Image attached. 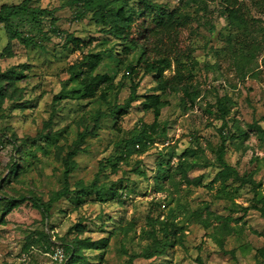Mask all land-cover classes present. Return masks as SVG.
<instances>
[{
  "label": "rangeland",
  "instance_id": "obj_1",
  "mask_svg": "<svg viewBox=\"0 0 264 264\" xmlns=\"http://www.w3.org/2000/svg\"><path fill=\"white\" fill-rule=\"evenodd\" d=\"M26 1L0 0L38 11L0 23V81L14 76L0 83V197L28 198L7 216L0 200V264H264V16L251 0L246 28L231 27L221 0ZM153 5L176 13L179 27L163 38L174 51L164 74L172 79L175 59L183 62L192 97L184 88L167 94L160 130L128 151L155 120L141 106L153 75L139 71V100L128 109L124 76L141 52L131 40L149 39L156 54ZM112 11L133 17L127 34L112 31ZM96 56L90 74L109 75L110 88L71 98ZM223 140L236 171L227 180L216 159Z\"/></svg>",
  "mask_w": 264,
  "mask_h": 264
},
{
  "label": "trees",
  "instance_id": "obj_2",
  "mask_svg": "<svg viewBox=\"0 0 264 264\" xmlns=\"http://www.w3.org/2000/svg\"><path fill=\"white\" fill-rule=\"evenodd\" d=\"M32 2L33 0H27ZM26 1V2H27ZM252 7L259 12L261 16H264V0H251ZM222 4V15L228 20L229 24H231V27L236 28H246L248 25V17L246 16V13L244 12V4L243 0H221ZM151 12L154 13V16L152 18V21L155 23V28L153 29L154 34L157 36L155 44L156 48V54L155 56H151L148 53L149 45L147 44L149 39L145 38L147 42L145 44H140L137 41L131 40L132 49L134 52L137 51V49H141L140 55L136 60V64L130 63L126 66V72H125V78H129V80H132L131 82V94L128 99L127 105L125 109L130 108L131 104L137 100H139V97L137 95V89L139 87V83L136 81L135 78H137L139 71L142 69L143 73L145 75L152 74L153 78L155 80V87L153 89V92L151 94L146 95L143 98V101L141 102V106L144 111L152 112L155 116L154 123L150 127V132L147 130H144L139 135L133 137L130 141L127 143L126 149L129 151L130 146L134 147L133 149L137 148H146L148 144L152 141L153 134L157 133V131L160 130V126L158 125V118L161 116V110L164 107V100L163 98L167 96V94H173L176 95L182 88H184V92L187 95V97L191 98V92L186 88L187 87V81L185 79H189V77L192 76V73L190 75H186L184 73L185 64L183 62H180L179 60L175 59V64L177 65L176 68V74L172 79H168L165 76V72L167 70H170L172 68L173 58L172 55L174 54V51L171 50V48H163V44H167V42L164 41V37H167L168 40H171L170 38L174 36L177 27H179L178 19L176 18L175 11H168L164 9L162 6L159 5H153L149 8ZM28 12V16H33L37 18V10H30L26 7V5L22 6H9V5H3L0 8V23L2 24H8L10 23L11 18L17 13V12ZM111 15L118 17V22L115 23L114 27H112V31L114 32H124L126 33V29H129L133 23L132 16H126L123 14V11H117L111 12ZM143 32H149V27H142ZM17 32L15 33V35ZM123 34V33H122ZM127 34V33H126ZM127 35H125L126 39ZM74 40V39H72ZM129 55L131 53H128ZM101 61L100 57L96 56L92 60L88 61L89 70L86 73H83L82 80L80 82L81 87L72 93L71 98H75L77 100H88L93 99L98 95V92H106L108 88H110V81L111 77L109 75H95L92 76L90 74L91 71H94L96 67L98 66L99 62ZM139 67V69H137ZM7 72L2 77L3 79L0 81V83L4 80L13 79V73ZM185 85V87H183ZM4 85L0 84V95H4ZM64 94V91L61 92V95ZM195 95V94H194ZM60 95H58L55 99H60ZM218 112L220 113V119L223 120V124L221 126L220 131H222V134H224V126H227V111H228V102L226 99L218 100ZM124 109L123 107L116 108L111 112V116L115 115H122ZM225 140H223L221 145L217 148L216 151V159L220 166L223 168V170L219 173L221 178L223 180H227L230 178L231 174L233 172H236L234 168H232L230 165L227 164L225 160ZM66 167L68 169H73L74 164L67 163ZM64 191L56 192L53 197L50 200V204L53 202L60 200L62 197L65 196ZM28 198L26 196L20 197V198H8L7 196L0 197V200L5 201L7 207L5 208V211L3 213L4 216H7L12 210L19 205V203L26 201ZM33 202H35V206L43 209V211H47L49 209V206L45 205L41 199H32ZM66 251H68V248H66Z\"/></svg>",
  "mask_w": 264,
  "mask_h": 264
},
{
  "label": "built area",
  "instance_id": "obj_3",
  "mask_svg": "<svg viewBox=\"0 0 264 264\" xmlns=\"http://www.w3.org/2000/svg\"><path fill=\"white\" fill-rule=\"evenodd\" d=\"M63 256H64V254H63L62 250L57 251V258H59L60 261H62Z\"/></svg>",
  "mask_w": 264,
  "mask_h": 264
}]
</instances>
